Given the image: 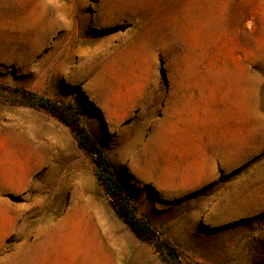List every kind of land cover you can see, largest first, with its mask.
I'll list each match as a JSON object with an SVG mask.
<instances>
[{"label":"rangeland","instance_id":"1","mask_svg":"<svg viewBox=\"0 0 264 264\" xmlns=\"http://www.w3.org/2000/svg\"><path fill=\"white\" fill-rule=\"evenodd\" d=\"M0 84L78 106L182 264H264V0H0ZM94 169L0 104V264H166Z\"/></svg>","mask_w":264,"mask_h":264},{"label":"trees","instance_id":"2","mask_svg":"<svg viewBox=\"0 0 264 264\" xmlns=\"http://www.w3.org/2000/svg\"><path fill=\"white\" fill-rule=\"evenodd\" d=\"M0 104L45 111L67 126L78 147L94 164V175L107 194L116 216L137 239L150 243L166 264H182L183 254L171 244L146 218L138 215L135 204L125 192L122 180L112 161L83 122L81 109L40 95L25 87L0 84Z\"/></svg>","mask_w":264,"mask_h":264},{"label":"bare ground","instance_id":"3","mask_svg":"<svg viewBox=\"0 0 264 264\" xmlns=\"http://www.w3.org/2000/svg\"><path fill=\"white\" fill-rule=\"evenodd\" d=\"M145 107V106H144Z\"/></svg>","mask_w":264,"mask_h":264}]
</instances>
